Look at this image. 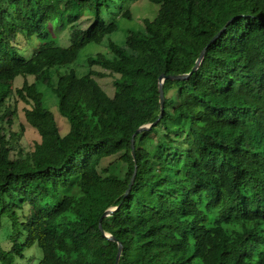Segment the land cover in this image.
<instances>
[{"label":"trees","instance_id":"obj_1","mask_svg":"<svg viewBox=\"0 0 264 264\" xmlns=\"http://www.w3.org/2000/svg\"><path fill=\"white\" fill-rule=\"evenodd\" d=\"M137 1L0 0V226L13 228L0 264L35 244L38 264H116L119 242V264H264V0H148L156 16L80 72L81 52ZM205 47L198 70L165 80L160 121L134 135L160 116V75L190 72ZM21 102L40 136L30 148L26 126L13 130Z\"/></svg>","mask_w":264,"mask_h":264},{"label":"rangeland","instance_id":"obj_2","mask_svg":"<svg viewBox=\"0 0 264 264\" xmlns=\"http://www.w3.org/2000/svg\"><path fill=\"white\" fill-rule=\"evenodd\" d=\"M159 6L149 2L148 0H139L133 4V19L129 20L126 18H121L119 20V27L111 35L107 36L102 44L91 43L89 44L79 55L77 60L78 64L76 65L77 69L80 72H85L86 68L83 66L86 63V58L89 54L95 53L98 51H102L105 53H109L110 49L108 48V41L112 39L119 44H124V41L128 35L130 30H137L144 27V19L145 18H153L156 16L158 12ZM69 30H65L60 33L61 41L63 44H67L69 41ZM21 46L23 51L29 55L35 49L30 43L26 44L25 41H21ZM22 77H19L16 80V86H20L23 82ZM33 80V78H30ZM113 77L112 76H105L100 78V82L107 90L109 94H114V85H113ZM40 90L43 91L45 96V103L49 106L58 116L59 124L63 133H66L69 130V124L67 120L60 115L57 108V99L55 94L51 92V90L42 85L41 83L38 84ZM24 103H19V116L17 117L14 125L13 130L17 131L20 130V124H24L26 126V130L24 133V137L21 139V142L26 146V148H30V145L40 139L39 133L37 129L32 127L28 124L24 116ZM227 138L231 139V135H227ZM115 160V157L107 159L104 161V166H108L111 162ZM19 211L27 213L30 215V206L29 204L25 205L24 207H19ZM17 233H20L21 241L24 242L26 238V234L28 232L25 231L24 225L20 224V226L15 230ZM13 235V228L11 222L7 216L3 217L2 225L0 226V243L4 249L9 250L11 248V238ZM43 251L38 245H33L25 252V257L20 258L17 260L18 264H38L40 259L42 258Z\"/></svg>","mask_w":264,"mask_h":264},{"label":"water","instance_id":"obj_3","mask_svg":"<svg viewBox=\"0 0 264 264\" xmlns=\"http://www.w3.org/2000/svg\"><path fill=\"white\" fill-rule=\"evenodd\" d=\"M225 29V27L209 42V44L207 45V47L222 33V31ZM207 47H205L203 50H202V52H201V54H200V56L198 57V59H197V61H196V64L194 65V67L192 68V70L190 71V72H187V73H182V74H172V75H165V74H161L160 75V77H159V93H160V103H161V112H160V116L157 118V120H155L154 122H151V123H147V124H143V125H141L137 130H136V132H135V134L134 135H136L137 133H140V132H142V131H144V130H149V129H151L154 125H156L159 121H160V119L162 118V116H163V113H164V111H165V91H164V83H165V80L167 79V78H170V79H174V80H181V79H186V78H188L192 73H194L196 70H198V68L200 67V65H201V63H202V61H203V59H204V57H205V53H206V50H207ZM134 141H135V139H134V137H133V140H132V142H133V153H134V157H135V151H134ZM136 173H137V166H136V168H135V171H134V174H133V176H132V179H131V182H130V185H129V187H128V189H127V192H126V194L130 191V189H131V186H132V184H133V182H134V180H135V176H136ZM117 207H110V208H108V209H106L105 210V212L103 213V216H102V218L103 217H105V216H108V215H110V214H112L114 211H115V209H116ZM102 218L100 219V229H101V231H102V233L106 236V237H108L109 239H111V240H116V238L112 235V234H110V233H108V232H106L105 231V229L103 228V225H102ZM122 249H123V245H122V243L121 242H119V250H118V254H117V260H116V264H119V260H120V257H121V254H122Z\"/></svg>","mask_w":264,"mask_h":264}]
</instances>
